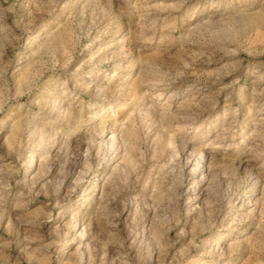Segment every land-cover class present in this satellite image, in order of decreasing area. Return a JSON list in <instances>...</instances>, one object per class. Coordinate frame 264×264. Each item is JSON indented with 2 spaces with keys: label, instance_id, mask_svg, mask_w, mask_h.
I'll return each mask as SVG.
<instances>
[{
  "label": "rangeland",
  "instance_id": "obj_1",
  "mask_svg": "<svg viewBox=\"0 0 264 264\" xmlns=\"http://www.w3.org/2000/svg\"><path fill=\"white\" fill-rule=\"evenodd\" d=\"M0 264H264V0H0Z\"/></svg>",
  "mask_w": 264,
  "mask_h": 264
},
{
  "label": "bare ground",
  "instance_id": "obj_2",
  "mask_svg": "<svg viewBox=\"0 0 264 264\" xmlns=\"http://www.w3.org/2000/svg\"><path fill=\"white\" fill-rule=\"evenodd\" d=\"M111 139L113 140V137Z\"/></svg>",
  "mask_w": 264,
  "mask_h": 264
}]
</instances>
